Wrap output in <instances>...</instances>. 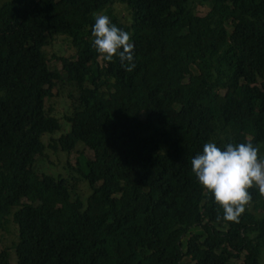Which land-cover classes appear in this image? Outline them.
I'll list each match as a JSON object with an SVG mask.
<instances>
[{"label":"trees","instance_id":"16d2710c","mask_svg":"<svg viewBox=\"0 0 264 264\" xmlns=\"http://www.w3.org/2000/svg\"><path fill=\"white\" fill-rule=\"evenodd\" d=\"M6 0L0 5V228L16 229L15 264H261L264 196L249 189L239 222L192 172L203 145L251 142L264 151V0ZM130 33L135 68L103 60L94 15ZM231 27L226 39H222ZM67 36L65 77L49 67V38ZM71 90L70 130L54 146L93 153L83 172L92 191L73 197L65 177L31 164L42 136L61 128L45 101ZM197 228V229H193ZM0 248V264H11Z\"/></svg>","mask_w":264,"mask_h":264},{"label":"clouds","instance_id":"9594fccd","mask_svg":"<svg viewBox=\"0 0 264 264\" xmlns=\"http://www.w3.org/2000/svg\"><path fill=\"white\" fill-rule=\"evenodd\" d=\"M94 19L92 45L99 56L107 62L118 56L121 66L131 72L135 63L130 33L117 27L107 14H95ZM191 168L202 188L223 209L225 221L239 222L251 201L249 189L256 188L264 196V158L251 142L229 143L224 150L214 142H207L202 154L191 160Z\"/></svg>","mask_w":264,"mask_h":264},{"label":"rangeland","instance_id":"374dc122","mask_svg":"<svg viewBox=\"0 0 264 264\" xmlns=\"http://www.w3.org/2000/svg\"><path fill=\"white\" fill-rule=\"evenodd\" d=\"M6 0H0V5ZM194 10L198 14H203L207 11V0H194ZM108 8L119 21L123 24L132 22V11L126 5L118 0H108ZM106 9L102 12L106 14ZM227 32L223 33L222 39H226L231 27L227 25ZM50 42L45 46L44 51L48 57L49 67L55 73H59L65 77L61 57L74 59L76 48L71 40L65 35H57L49 38ZM71 89L62 85L57 86L52 90L53 95L45 101L47 112L55 115L61 122V128L53 133H45L42 136V141L45 144V151L42 155H37L34 162L31 164L32 170H35L39 175L48 174L55 177H65L70 181L73 197H79L83 201H87V196L92 189L88 184L83 172H85L86 161L93 158V153L83 143H78L71 152H64L59 146H54L57 138L62 134L67 133L71 128V123L65 120V116L69 115L72 108V100L67 96ZM259 156L264 158V151L260 149ZM258 205L249 204V209L258 216L261 213ZM197 229V228H193ZM16 242V229L10 222L6 224V229L0 228V248H7L10 254L11 264H15L14 244ZM261 264H264V251L261 254ZM242 258H236L231 261V264H243Z\"/></svg>","mask_w":264,"mask_h":264}]
</instances>
